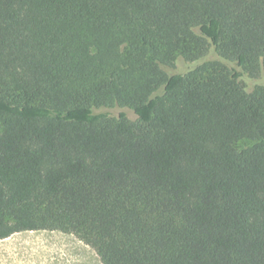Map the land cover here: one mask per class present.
<instances>
[{
  "label": "trees",
  "instance_id": "16d2710c",
  "mask_svg": "<svg viewBox=\"0 0 264 264\" xmlns=\"http://www.w3.org/2000/svg\"><path fill=\"white\" fill-rule=\"evenodd\" d=\"M25 230L264 264V0H0V238Z\"/></svg>",
  "mask_w": 264,
  "mask_h": 264
},
{
  "label": "rangeland",
  "instance_id": "374dc122",
  "mask_svg": "<svg viewBox=\"0 0 264 264\" xmlns=\"http://www.w3.org/2000/svg\"><path fill=\"white\" fill-rule=\"evenodd\" d=\"M180 61L176 70L184 71ZM95 112L119 115L121 111L135 120L128 107H99ZM0 264H102L96 250L76 235L60 230H25L0 238Z\"/></svg>",
  "mask_w": 264,
  "mask_h": 264
}]
</instances>
